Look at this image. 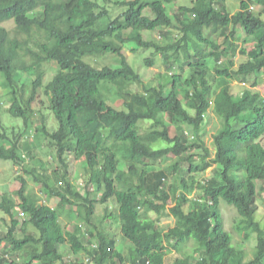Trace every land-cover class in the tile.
Masks as SVG:
<instances>
[{
    "label": "trees",
    "instance_id": "trees-1",
    "mask_svg": "<svg viewBox=\"0 0 264 264\" xmlns=\"http://www.w3.org/2000/svg\"><path fill=\"white\" fill-rule=\"evenodd\" d=\"M100 1L126 9L111 20L97 0H0V97L8 104L3 114L23 122L15 134L0 115V159L21 171L34 159L22 151L34 128L36 140L49 141L54 159L53 178L42 162L32 175L49 202H58L56 208L37 204L33 193L26 196L24 178L16 196L2 195L0 210L10 222L4 220L0 233V264H165L168 253L174 257L170 264H264V228L257 217L264 202V98L254 88L230 91L234 80L246 84L253 78L257 87L264 76V0H237L233 14L226 0ZM239 30L241 46L229 38L235 40ZM144 31H158L165 45L144 39ZM169 34L174 39H166ZM129 43L133 50L161 53L166 67L176 66L170 93L162 84H144L123 52ZM237 55L243 59L238 66ZM107 56L118 67L91 63ZM144 63L153 66L152 60ZM49 64L55 73L45 95L55 131L43 120L34 123ZM134 85L138 91L130 90ZM111 97L122 109L110 105ZM209 112L220 121L213 158L199 136ZM156 142L166 146L153 149ZM79 154L90 175L82 191L66 170L67 155ZM184 162L187 173L180 167ZM171 176L178 183L171 184ZM109 202L113 206L96 223V205ZM222 203L236 213L234 233L255 237L252 259H245L225 228ZM67 205L87 225L84 231L80 224L73 230L61 224L58 209ZM15 213L31 228L21 237ZM163 217L173 218V226L163 227ZM111 222L130 245L128 259Z\"/></svg>",
    "mask_w": 264,
    "mask_h": 264
},
{
    "label": "rangeland",
    "instance_id": "rangeland-1",
    "mask_svg": "<svg viewBox=\"0 0 264 264\" xmlns=\"http://www.w3.org/2000/svg\"><path fill=\"white\" fill-rule=\"evenodd\" d=\"M101 6H103L105 9L108 11L109 18L112 20L122 14L125 11L124 6H117L111 3H102L100 0H97ZM179 1L174 3L173 8L171 7L170 14H173L176 8V4H178ZM176 5V6H175ZM226 5L229 8V11L231 14L235 13L238 10L239 2L237 0H226ZM255 8L253 9L254 12H258L259 8L257 6H254ZM148 13V12H146ZM149 14V13H148ZM250 16V15H249ZM12 21L7 22L5 25L6 27L10 30L12 28L11 24ZM206 33L207 31L204 30ZM239 32V33H238ZM237 35H235V40H233L231 37L230 40L237 45L241 46V39L243 38V34L239 31H237ZM142 36L146 40H152L154 42L159 43L160 45H165V40L160 38V33L158 31H144L142 32ZM175 34H169L166 39H174ZM237 38V39H236ZM222 42V39L219 40V43ZM14 47L21 53L23 50V47L20 43H15ZM136 48L134 45L126 44L123 48V52L126 55L127 62L131 66V68L140 75L142 81L144 84H152L157 86L158 84H162L165 88V94L167 95L171 91V76L177 74L176 66L172 67H166V63L163 60V56L161 53H155L153 50H146V49H135ZM181 60L182 59V56ZM152 60L153 61V66L148 67L145 65L144 61L145 60ZM86 62H90L87 58L85 59ZM243 61L242 57L237 55L235 57V65L238 66L241 62ZM91 63L95 67H101L103 65H109L113 67H118V64L116 63V60L112 56H107L102 59H98L97 61H91ZM55 73V66L52 64L48 65V71L46 72V75L43 76V88L38 92V97L37 101L34 104V110L36 111V120L34 123H38L39 120H43L45 123V126L49 129V131H55L58 129V123L55 121V119L52 117L50 112H48V97L45 95V85L48 84ZM188 76V71H185L183 73V78L187 79ZM255 80L253 78H248L246 84L243 82H240L238 80L232 81L230 85V91L232 94H236L237 92H241L243 88H248V89H253L254 91H259L264 98V76L263 78H258L256 80L257 82V87H252V83H254ZM138 85H134L131 87V91L135 92L138 91ZM110 105L117 108V109H122V103L121 101L118 100L117 97H111L109 99ZM8 106L7 102L5 101L4 98L0 97V115H1V122L3 125L7 127L9 131H13L16 134V131L18 132L20 129L23 128L22 124L19 119L11 118L7 112H5L6 107ZM211 111H212V106H211ZM3 115V117H2ZM34 126V125H32ZM201 130L199 133V136L201 137L202 141L204 142V145L209 149L211 152V158L214 156V142H213V136L216 134L217 130L220 128V121L219 119L212 114V112H209L207 117H205L203 124L201 125ZM13 128V129H12ZM12 129V130H11ZM16 130V131H15ZM187 130V129H185ZM189 131V130H188ZM35 129L32 128L30 131V139H25L22 140L23 148L22 151L24 153H30L34 154V159L31 158V161L29 163H25L21 171L18 173L15 171V164L12 161L8 160H2L0 159V199L2 195L4 194H11L15 195L16 192L19 190L21 186V180L24 178L26 181V191L25 194L26 196H29L30 194H34L35 197V202L37 204H43L47 203L50 204L52 202V206L54 208L57 207L58 202L55 199H51V202L48 201L47 196L43 192V188L40 186V184H37L33 178V173L39 170L40 163L42 162L43 165H45V171L47 172V175L53 178L52 175V170L50 169L51 162L54 159V153L52 149L49 148V141L46 139H43L42 137H38L37 140L35 139ZM36 140V143L34 145V141ZM229 144H232L231 141L226 140ZM262 147H264V138L259 142ZM166 146V143L164 142H156L153 145V149H157L160 147ZM21 151V152H22ZM22 152V153H23ZM79 154L78 157L76 156H68L66 157L67 159V167L66 170L68 174L70 175L72 179V183L76 188L80 189V191L83 190L81 187L83 182H86L88 180L89 171L86 169V164H85V159L82 157V155ZM199 157L197 156V153L194 155L192 158L193 161L198 160ZM60 165V162H59ZM48 167V168H47ZM180 167L182 170L186 171L189 168V162H184L180 163ZM214 167V166H213ZM213 167L207 169L205 176L210 177L212 176V169ZM25 169L27 171H30V174H27ZM183 171V172H184ZM187 176V175H186ZM52 178L50 180H52ZM178 176H171L170 177V183H178ZM92 188V186H90ZM92 190L93 192L96 191V187H93ZM16 196V195H15ZM193 197L199 198V193L195 192ZM264 198V195L262 196ZM71 204L75 203V200H69ZM110 203V202H109ZM174 203H169V207L173 206ZM112 203L110 204H97L96 205V212H95V222L98 223L100 219H104L105 215V208L112 207ZM259 206L260 209L257 213L258 219L261 221V224L264 228V202L262 200L259 201ZM222 208V213H223V218H224V223H225V228L232 233L234 236V241L237 243L239 248H242L244 254H245V259L250 260L253 257V251L255 248V237L251 236L248 240L243 239V235H238L234 233L232 229V224L233 221L236 217V213L233 210V208L227 207L221 204ZM69 209H71L68 205L65 207H60L58 211L61 214V224L65 227H67V230H73L74 224H80V230L86 228L87 225H85L84 221H82L80 218L76 217V213H69ZM84 211V210H83ZM78 213V212H77ZM150 218L156 219V216L154 213H149L148 214ZM15 217L17 218L19 222V226L17 228V234L19 237L25 235L29 230L31 229L27 224L25 223V220L18 216V213H15ZM5 221L10 222L9 216H7L2 210H0V233L6 231L7 225L5 224ZM7 222V224H8ZM160 224L165 227H171L173 226V218L171 217H163L161 218ZM105 226V229H103L102 225L101 228L103 230H106L107 225L106 222L103 224ZM111 231L115 234V238L118 243V248H120V252L123 254L124 257L128 259V253H129V244L127 241L120 236V233L118 230L115 228V224L111 222ZM109 228V229H110ZM66 256L71 255L69 250L64 251ZM174 260L173 253H168L166 258H165V264H170Z\"/></svg>",
    "mask_w": 264,
    "mask_h": 264
},
{
    "label": "built area",
    "instance_id": "built-area-1",
    "mask_svg": "<svg viewBox=\"0 0 264 264\" xmlns=\"http://www.w3.org/2000/svg\"><path fill=\"white\" fill-rule=\"evenodd\" d=\"M252 11V10H251ZM23 158L25 159V157L23 156Z\"/></svg>",
    "mask_w": 264,
    "mask_h": 264
},
{
    "label": "crops",
    "instance_id": "crops-1",
    "mask_svg": "<svg viewBox=\"0 0 264 264\" xmlns=\"http://www.w3.org/2000/svg\"><path fill=\"white\" fill-rule=\"evenodd\" d=\"M49 201V200H48Z\"/></svg>",
    "mask_w": 264,
    "mask_h": 264
}]
</instances>
